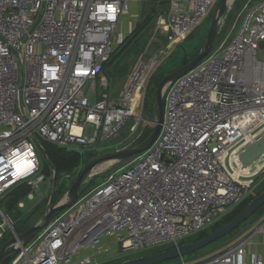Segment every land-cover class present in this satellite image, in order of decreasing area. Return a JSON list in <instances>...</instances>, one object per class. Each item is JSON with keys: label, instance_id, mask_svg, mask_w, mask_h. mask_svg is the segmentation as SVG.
I'll list each match as a JSON object with an SVG mask.
<instances>
[{"label": "built area", "instance_id": "built-area-1", "mask_svg": "<svg viewBox=\"0 0 264 264\" xmlns=\"http://www.w3.org/2000/svg\"><path fill=\"white\" fill-rule=\"evenodd\" d=\"M218 1H158L156 30L166 38L165 49L138 61L118 97L98 98L89 87H109L107 65L127 38L118 31L130 0H0V204L21 185L47 181L42 141L83 160L119 137L132 118L144 123L160 57L182 45ZM263 44L261 0L246 10L229 43L168 85L164 123L152 148L59 213L29 244L17 246L11 264H101L114 254L103 244L109 237L124 252L179 247L254 197L264 155L249 166L240 155L264 136ZM258 236L264 238V220L197 264H244ZM252 264L264 262L252 254Z\"/></svg>", "mask_w": 264, "mask_h": 264}, {"label": "rangeland", "instance_id": "rangeland-1", "mask_svg": "<svg viewBox=\"0 0 264 264\" xmlns=\"http://www.w3.org/2000/svg\"><path fill=\"white\" fill-rule=\"evenodd\" d=\"M259 1L261 0L231 1L226 15L220 21L218 34L212 51L219 50L224 45L229 43L234 36H236L246 10ZM221 4L222 0H219L215 8L189 39H187L182 45L176 46L168 55L160 57L158 69L154 74V79H152L148 85L145 97L148 107L143 111L145 119L144 123L138 125L137 121L132 118L119 137L113 139L95 151L86 153L81 165L70 172L59 171L57 173V171L53 168L50 156L54 146L43 141L41 142L43 146L41 155L43 160L42 173L46 175L47 181L30 188V194H33L34 198L31 199L30 194L24 196L21 199V202L24 203V208L19 207V204L14 207L9 206V200L7 199H4V201L0 204V210L3 214L8 216L14 230L15 227L20 229L24 226V224L26 226V222H28V225L31 226L42 223L43 217L53 205L52 201L57 196V193L60 191L62 193L59 201L57 202L60 203L67 198L71 184L76 181L84 169L96 163L100 159L113 156L123 150L140 146L142 144L140 143V140L145 132L148 131L151 135L159 118L156 93L159 84L161 83L160 78H164L166 75L180 68L185 63L190 62L204 50L213 20ZM155 18H157V12L155 13ZM140 22L141 19L139 23ZM121 30L122 29H119L118 32L120 33ZM123 32H125V35L127 33L126 37H128L129 27H124ZM163 37L164 36L160 33V31L156 30V27H154L142 36L136 44L129 46V51L124 52L122 51V48H117L113 56L114 63L112 62L111 65L108 66L107 70L109 87H102L99 82L97 83L96 88L89 87L90 92L95 91L98 98H100L104 93H108L113 97H118L130 77L136 63L142 59H150L165 49L166 43L164 42ZM83 119H85V116ZM93 131L94 127L90 125L87 129V133L91 135ZM133 160L134 158L128 160L108 161L98 165L93 170L91 175L84 179V183L81 187V189H84L82 196H86L95 191L106 182L111 173L126 167L128 164L132 163ZM256 182L257 185H259L257 193L261 194L264 191V174L261 175ZM54 195L56 196L54 197ZM236 209L237 208L233 209L229 214ZM263 220L264 206L251 219L241 224L239 228L226 237L210 244L192 255L166 261L161 264H181L182 262L197 264L203 262L250 235ZM0 223L5 225L4 229H7L3 237L0 238V250H2L3 246L14 237V233L11 229H8V224L2 215H0ZM207 231H211V229H208ZM198 236L199 235H196L183 240V244L188 241L194 242L199 238ZM103 244L112 245L111 249L114 254L100 259L101 264H121L129 260L147 257L174 248L172 244H164L145 250L124 252L119 251L117 247H113L114 241L110 237L105 238Z\"/></svg>", "mask_w": 264, "mask_h": 264}, {"label": "water", "instance_id": "water-1", "mask_svg": "<svg viewBox=\"0 0 264 264\" xmlns=\"http://www.w3.org/2000/svg\"><path fill=\"white\" fill-rule=\"evenodd\" d=\"M232 0H222V4L215 15L213 20L211 29L209 31L206 44L204 50L201 51L196 58L191 60L188 63H185L180 68L166 75L159 87L157 89V104H158V113L159 118L156 123V127L151 135L138 147L127 149L120 151L119 153L98 160L96 163L90 165L86 169L82 171L80 176L71 184V188L68 192L67 198H65L62 202L53 204L47 213L43 217L42 223L34 224L30 226L24 233L16 235L12 239H10L2 248L0 252V264H7L11 259L12 255L19 252V248L17 246L22 245L25 246L29 244L37 233L44 231L47 229L50 224L53 222L55 217L59 215L62 211L73 207L82 196L84 189H81L84 179L87 176H90L93 170L103 162L108 161H119V160H128L134 158L138 155H141L152 148L156 140L158 139L162 125L164 123V109H165V101L164 94L165 90L169 84L174 82L175 80L181 78L194 68H196L213 50L214 42L216 40L218 34V28L220 21L226 15L229 4ZM264 155V136L258 139L253 145L248 147L241 155L240 160L243 165L249 166L259 160ZM264 206V191L256 196L245 209H243L235 219H233L229 224L222 227L215 233L209 235L208 237L191 243L182 244L179 247H175L154 255H150L147 257H142L138 259L129 260L123 262L121 264H161L166 261L183 258L188 255H192L193 253L213 244L214 242L226 237L234 230H236L241 224L248 221L255 213H257ZM1 215L5 220L8 221V218L5 214L0 210Z\"/></svg>", "mask_w": 264, "mask_h": 264}, {"label": "trees", "instance_id": "trees-1", "mask_svg": "<svg viewBox=\"0 0 264 264\" xmlns=\"http://www.w3.org/2000/svg\"><path fill=\"white\" fill-rule=\"evenodd\" d=\"M162 5H164V3H162ZM157 9H158L157 5H155V9H152L151 11H148V12H144L143 19L141 20V22L137 25V27L133 30V32L127 37V39L124 42V44L119 47V48H122V51H124V52L129 51V49H130L129 46H131L132 44L133 45L136 44L142 36H144L150 29L155 27V19H156L155 18V13L157 12ZM120 54H121V52H120ZM112 62H113V58L111 59L110 63L107 65V67L109 65H111ZM152 79H154V75L151 77L150 81ZM162 79H163V77L160 78V82L162 81ZM147 107H148V105H147V102L145 100V109H147ZM151 114H152V108H151ZM149 135H150V132H148V131L145 132L143 134L141 140H140V143H143L149 137ZM53 146H54V149H53V151H52L50 156H51V159H52L53 168L57 171V173L59 171H69L70 172V171L74 170L75 168H77V167H79L81 165L82 157L78 153L72 152V151H69V150H66V149H63V148H60V147L55 146V145H53ZM30 188L31 187L28 186V185H21V186L15 188L12 192H10L5 197V199L9 200V206L14 207V206H17L18 204H20L21 203V199L24 196L30 194ZM61 194L62 193L60 191V192L57 193V196L54 195V197L55 196L56 197L54 198L55 200L53 199L52 204H57V202L59 201V199L61 197ZM259 194L260 193H256V195L254 197L248 199L243 204L238 206L237 209L235 211H233L231 214L227 215L226 218L222 222H220V223L216 224L215 226H213L211 228V231H205V232L199 234V236H198L199 238L197 240H195L194 242L202 240V239L208 237L209 235L215 233L216 231H218L222 227H224L227 224H229ZM1 224L2 223H0V225ZM30 226L31 225H28V222H26V226L24 224V226H22L20 229L19 228L17 229L15 227V230L20 235V234L24 233ZM186 243H191V242L188 241ZM186 243H184V244H186ZM182 244H183V242H182ZM0 252H1V250H0ZM11 260H12V258L9 260V262L7 264H11Z\"/></svg>", "mask_w": 264, "mask_h": 264}, {"label": "crops", "instance_id": "crops-1", "mask_svg": "<svg viewBox=\"0 0 264 264\" xmlns=\"http://www.w3.org/2000/svg\"><path fill=\"white\" fill-rule=\"evenodd\" d=\"M158 1H160L161 3H164V5H166L169 0H130L131 11L123 19L122 30L124 29V27L128 26L129 27L128 35H130V33H132L133 30L137 27L140 19L141 20L143 19L144 12H148V11H151L152 9H155V5H157ZM155 27H156V19H155ZM126 35H127V33H126ZM163 38H164V42L167 44L166 38L165 37H163ZM263 47H264V44H263ZM262 58L264 59V51L262 53ZM137 63H136V65H137ZM133 70H132V72H133ZM128 80H129V78H128ZM128 80H127V82H128ZM127 82L125 83V86H126ZM125 86H124V88H125ZM124 88H122L120 94L123 92ZM19 207L24 208V203L21 202L19 204ZM252 254L258 255L262 259V261L264 262V238H263V236H258L255 239V245L252 246V249L250 250L247 257H245L243 259L244 264H252Z\"/></svg>", "mask_w": 264, "mask_h": 264}, {"label": "bare ground", "instance_id": "bare-ground-1", "mask_svg": "<svg viewBox=\"0 0 264 264\" xmlns=\"http://www.w3.org/2000/svg\"><path fill=\"white\" fill-rule=\"evenodd\" d=\"M263 167H264V165H263ZM263 167H262V168H263ZM262 168H261V169H262ZM261 169H260V170H261ZM260 170H258L257 172H259ZM256 174H257V173H256ZM256 174L250 175V176H248V177H255Z\"/></svg>", "mask_w": 264, "mask_h": 264}]
</instances>
